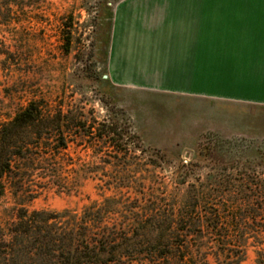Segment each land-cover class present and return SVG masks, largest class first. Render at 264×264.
<instances>
[{
    "label": "rangeland",
    "instance_id": "374dc122",
    "mask_svg": "<svg viewBox=\"0 0 264 264\" xmlns=\"http://www.w3.org/2000/svg\"><path fill=\"white\" fill-rule=\"evenodd\" d=\"M17 2L25 6L14 8L13 22L0 24V123L10 120L31 101L43 103L51 112L81 111L88 120L97 121L119 110L129 118L145 150L159 151L166 163L158 161V167L152 170L145 166L151 153L137 149L129 159L133 165L126 172L109 158L112 154L103 152L94 157L83 142L70 143L60 161L68 178L76 172H92L74 179L80 186L78 192L66 194L46 186L38 178V171L21 189H15L16 181H6L7 190L0 198V226L14 221L19 205L29 211L79 212L91 202L108 197L144 198L125 188L101 189L103 184L112 188L143 185L144 191L140 188L139 192L159 189L178 198L189 186L203 184L212 202L224 204L223 217L230 219L236 214L230 204L241 199V185L252 186L248 177L264 178V108L224 109L175 94L143 91L138 85L133 89L113 85L106 44L117 12L121 19L122 12H130L137 19L136 14L162 11L161 5L182 3L191 7L188 11L192 10L195 22L208 23L211 37L264 36V0ZM67 32L71 41L68 55L62 49ZM181 164H190L185 179L176 172ZM181 182L186 184L181 186ZM248 226L241 264H264V232L255 231L258 226L264 227V212Z\"/></svg>",
    "mask_w": 264,
    "mask_h": 264
},
{
    "label": "trees",
    "instance_id": "16d2710c",
    "mask_svg": "<svg viewBox=\"0 0 264 264\" xmlns=\"http://www.w3.org/2000/svg\"><path fill=\"white\" fill-rule=\"evenodd\" d=\"M18 6L25 4L0 0V24L10 25ZM63 38V53L68 55L70 33ZM78 142H83L94 157L103 152L112 154L109 158L126 172L137 149L151 153L145 166L152 170L158 161L166 163L159 151L145 150L122 111L108 112L97 121L88 120L81 111L51 112L43 103L31 101L0 123V198L7 190L6 181H16L15 189H21L35 171L46 186L66 194L77 193L80 186L74 179L92 172L82 176L76 172L69 179L60 161L70 143ZM189 166L181 164L176 172L185 179ZM248 180L252 186L241 185V199L230 204L236 212L230 219L223 217L224 204L212 202L203 184L189 186L182 198L152 188L148 193L139 192L140 188L144 191L143 185L112 188L103 184L101 189L125 188L144 198L108 197L91 202L79 212L29 211L19 205L14 221L0 226V264H241L248 222L264 212V178L258 175ZM256 229L264 232L263 226Z\"/></svg>",
    "mask_w": 264,
    "mask_h": 264
},
{
    "label": "crops",
    "instance_id": "0c3cea01",
    "mask_svg": "<svg viewBox=\"0 0 264 264\" xmlns=\"http://www.w3.org/2000/svg\"><path fill=\"white\" fill-rule=\"evenodd\" d=\"M163 6L137 19L116 13L107 50L113 85L264 108V36L211 37L186 3Z\"/></svg>",
    "mask_w": 264,
    "mask_h": 264
}]
</instances>
